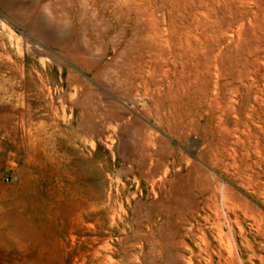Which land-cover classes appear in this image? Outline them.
<instances>
[{"label":"rangeland","instance_id":"rangeland-1","mask_svg":"<svg viewBox=\"0 0 264 264\" xmlns=\"http://www.w3.org/2000/svg\"><path fill=\"white\" fill-rule=\"evenodd\" d=\"M178 1L142 7L201 60L134 49L125 0H0V264H264V0Z\"/></svg>","mask_w":264,"mask_h":264},{"label":"bare ground","instance_id":"bare-ground-1","mask_svg":"<svg viewBox=\"0 0 264 264\" xmlns=\"http://www.w3.org/2000/svg\"><path fill=\"white\" fill-rule=\"evenodd\" d=\"M131 1L132 5L128 4V0H125L124 2V7L123 9L122 8H119V7H115L114 10L112 11L113 12V17L115 19L116 22L118 23H121L122 22V15L121 13L124 12H131L133 13L135 17L134 21L135 22V29L137 30L134 34H133V39L132 40V43L135 45V48L134 49H137V50H141V49H146L148 54H150V52L152 51H155V52H160L161 55L163 56H166V55H173L174 57H176L177 59L178 58H181V57H185V58H188L189 61H192V60H196L197 56H198V53H197V50L198 49H202L200 48L201 46V43H203V40L201 39L202 37V34L201 33H197V28L198 27H201L203 25V22H201L199 19L196 20V24H193L194 22V17H191V23L192 24H189L187 26H185L184 30L180 33L182 34V37H178V42L175 43L174 47L171 48L169 45V42H170V38H171V35L169 34L170 38L167 39V38H164V32L166 33V31H168V29L170 28H173L175 29V25H172L171 24V21L167 22V26L168 27H161L160 28V24H165V17H164V14H162L160 16V19L153 17V11L152 10H149V8L146 6V7H142L143 2L142 0H129ZM150 1V0H149ZM178 1V0H176ZM203 1V0H202ZM82 2V0H81ZM179 2V1H178ZM212 2H214V7H216V10L218 11H221L223 12V10H227L228 8L230 9V4H226L223 0H212ZM150 3V2H149ZM177 3V2H176ZM189 3V2H188ZM194 3V2H193ZM206 3V2H205ZM208 3V2H207ZM206 3V4H207ZM116 4V3H115ZM161 5V4H160ZM184 5V4H183ZM190 5V4H189ZM119 6V4H118ZM145 6V5H144ZM162 6V5H161ZM175 7V6H174ZM152 9V8H151ZM154 9V8H153ZM164 9V8H163ZM232 10V9H231ZM164 11V10H163ZM161 11V12H163ZM177 11V10H176ZM179 11V10H178ZM177 11V12H178ZM111 12V13H112ZM214 12H216L214 10ZM164 13V12H163ZM169 13V12H168ZM171 13V12H170ZM169 13V15H170ZM181 13V12H179ZM182 14V13H181ZM195 15V13H193ZM230 14V13H229ZM129 15V14H128ZM193 15V16H194ZM217 15V14H216ZM158 16V15H157ZM168 16V14H167ZM176 16V15H175ZM132 17V15H131ZM198 17V16H197ZM156 18V19H155ZM170 19V18H169ZM66 20V19H65ZM129 20V19H128ZM239 20V19H238ZM41 21V20H39ZM124 21H125V18H124ZM235 21V20H234ZM70 22V21H69ZM40 23V22H39ZM125 23V22H124ZM65 24V23H64ZM70 24V23H69ZM126 24V23H125ZM174 24V23H173ZM216 25V24H215ZM120 26V25H119ZM170 27V28H169ZM214 28V27H213ZM180 29V28H179ZM201 30V29H200ZM199 30V31H200ZM162 31H164L162 33ZM176 30H174L175 32ZM203 31V30H202ZM211 31V30H210ZM217 31L219 32L218 35H212L214 36V39L213 41L214 42H220L221 39L224 34H226V29L224 30H220L219 27H217ZM170 32V31H169ZM171 33V34H174ZM210 34V35H211ZM206 35V33H205ZM211 35V36H212ZM180 36V35H179ZM213 38V37H212ZM176 39V40H177ZM235 39V38H234ZM128 40V39H127ZM237 40V39H236ZM173 41V39H172ZM128 43H130L129 41H127ZM234 42V40H233ZM240 42V41H239ZM131 43V44H132ZM174 43V42H173ZM237 43V42H236ZM240 44V43H239ZM239 44H236V45H239ZM199 45V46H197ZM123 46H126L125 44ZM122 46V47H123ZM173 46V45H172ZM128 47V46H127ZM133 47V46H132ZM211 48V47H210ZM242 48V47H241ZM124 49V47H123ZM233 49V48H232ZM119 50V49H118ZM125 50V49H124ZM143 51V52H146ZM205 50V49H204ZM213 50V49H212ZM123 51V50H122ZM200 51V50H199ZM221 51V50H220ZM219 51V53H220ZM121 52V51H120ZM201 52V51H200ZM204 52V51H202ZM227 52V51H226ZM236 52V51H235ZM238 52V51H237ZM118 53V51L115 53V55ZM124 53V51H123ZM122 53V54H123ZM140 53V51L138 52ZM230 53V52H229ZM119 54V53H118ZM121 54V55H122ZM130 54V53H129ZM147 54V53H146ZM220 54H223L220 53ZM140 55V54H139ZM137 55V56H139ZM159 55V53H158ZM210 54H208L209 56ZM213 55V54H212ZM217 55V54H216ZM219 55V54H218ZM162 56V57H163ZM205 56V53L204 55ZM207 56V55H206ZM219 56H222V55H219ZM218 56V57H219ZM140 58H142V54L141 56H139ZM150 57V56H149ZM153 57V56H152ZM217 57V58H218ZM139 58V59H140ZM161 58V56H160ZM159 58V59H160ZM198 58H200V56H198ZM211 61L212 59L210 58V56L208 57ZM213 58V57H212ZM221 57H219V61L221 60L220 59ZM223 58V57H222ZM230 58V57H229ZM138 59V61H139ZM165 59V58H164ZM163 59V62H165ZM173 59V58H171ZM208 59V60H209ZM239 59V58H238ZM161 60V59H160ZM181 60V59H180ZM198 60V59H197ZM196 60V61H197ZM201 60V58H200ZM206 60V59H205ZM217 60V59H216ZM175 62V61H174ZM195 62V61H194ZM210 62V61H208ZM221 62V61H220ZM224 62V61H223ZM133 63V62H132ZM183 63V62H182ZM222 63V62H221ZM134 64V63H133ZM176 64V63H175ZM188 64V63H187ZM210 64V63H209ZM213 64V63H212ZM218 64H216L217 66ZM195 66V65H194ZM193 66V67H194ZM196 67V66H195ZM215 67V66H214ZM207 68V66H206ZM182 69V68H181ZM189 69V68H188ZM220 69V68H219ZM217 69V70H219ZM131 70V69H130ZM198 71V70H197ZM236 71H239L238 69ZM241 71V70H240ZM220 72V71H218ZM198 73V72H197ZM239 73V72H238ZM211 74V73H210ZM249 74V73H248ZM198 75V74H197ZM224 75V74H223ZM218 76H219V73H218ZM198 77V76H197ZM220 77V76H219ZM224 77V76H223ZM236 77V76H235ZM242 77V76H241ZM190 78V76H189ZM218 78V77H217ZM248 78V76H247ZM237 79V78H236ZM209 80V79H208ZM239 81H240V77H239ZM218 82V81H217ZM229 82V81H228ZM200 83V82H199ZM198 83V84H199ZM220 85V84H219ZM221 86V85H220ZM222 87V86H221ZM178 88V87H177ZM176 88V89H177ZM203 88V87H202ZM238 89L239 87L237 86H234V87H230L229 89L227 88V93H229L231 96H227V98L225 99L223 96H220L219 92H217V85H214L213 87V91L211 92H207V93H204V96L205 98L204 99H200L198 102H197V107L200 109V118L199 120H202L204 118V116H209L210 118H212L214 116V114L216 112H221V113H225V111L227 110V102L228 103H232L233 102V94H237L238 92ZM208 90V89H207ZM219 91V90H218ZM225 91V93H226ZM247 91V90H246ZM221 92H222V89H221ZM224 92V91H223ZM249 92V91H248ZM171 95V94H170ZM224 95V94H223ZM251 95V94H250ZM173 97V96H172ZM174 98V97H173ZM257 98V97H255ZM261 98V97H260ZM177 100V99H176ZM197 101V100H195ZM258 101V100H257ZM262 102V100H261ZM251 103V102H250ZM231 105V104H230ZM260 105V103H259ZM235 106V105H234ZM254 106V105H253ZM253 108V107H252ZM256 108V107H254ZM253 108V109H254ZM257 109V108H256ZM256 109L254 110L256 112ZM258 114V113H257ZM259 152V151H258ZM260 154V153H259ZM261 161V160H260ZM250 165V164H249ZM260 166V164H259ZM7 221H8V225L10 227H16L18 225V227H23L21 229V235L24 236V239H27L28 238V235H29V232H30V221L27 219V217L25 216V214H23V211H21L20 209H18L17 207L15 208H12L10 209L9 213H8V216H7ZM231 230V229H230ZM232 237V236H231ZM247 238V237H246ZM232 241H233V238H232ZM231 241V242H232ZM230 242V244H231ZM232 245V244H231ZM233 245H234V242H233ZM251 245V244H250ZM235 246V245H234ZM237 246V245H236ZM248 246H249V243H248ZM229 247V246H228ZM233 247V246H232ZM234 248V247H233ZM237 248V247H236ZM235 248V249H236ZM250 248V247H249ZM229 249V248H228ZM252 250V249H251ZM253 251V250H252ZM254 252V251H253ZM252 252V253H253ZM255 253V252H254ZM210 255V254H209ZM234 261L236 259L239 260V257L237 258V255L236 253L234 255ZM250 258V257H249ZM230 259L231 256H230ZM231 260V261H233ZM236 260V261H238ZM233 261V262H234ZM236 261L234 262V264L236 263ZM226 264H230V261L225 258V261H224ZM240 262V261H239Z\"/></svg>","mask_w":264,"mask_h":264}]
</instances>
